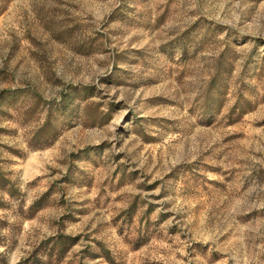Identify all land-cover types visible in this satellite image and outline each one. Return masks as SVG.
I'll use <instances>...</instances> for the list:
<instances>
[{"label": "rangeland", "instance_id": "rangeland-1", "mask_svg": "<svg viewBox=\"0 0 264 264\" xmlns=\"http://www.w3.org/2000/svg\"><path fill=\"white\" fill-rule=\"evenodd\" d=\"M0 264H264V0H0Z\"/></svg>", "mask_w": 264, "mask_h": 264}]
</instances>
